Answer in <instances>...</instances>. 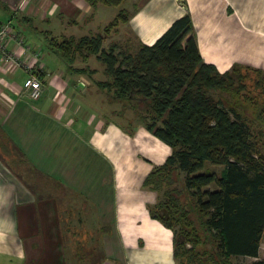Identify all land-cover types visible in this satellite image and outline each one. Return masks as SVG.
Listing matches in <instances>:
<instances>
[{
    "label": "crops",
    "instance_id": "crops-1",
    "mask_svg": "<svg viewBox=\"0 0 264 264\" xmlns=\"http://www.w3.org/2000/svg\"><path fill=\"white\" fill-rule=\"evenodd\" d=\"M120 11L129 20L106 37V49L152 46L189 15L205 63L264 73V0H0V23L15 31L8 48L38 56L44 88L37 101L23 96L27 74L0 55V264H179L175 232L151 215L161 195L145 184L173 148L137 112L123 122L101 114L106 98L120 102L98 86L107 80L96 78L103 63L92 55L72 64L50 42L103 33ZM25 25L50 50L30 44ZM263 239L259 257L248 258L264 261Z\"/></svg>",
    "mask_w": 264,
    "mask_h": 264
},
{
    "label": "trees",
    "instance_id": "trees-1",
    "mask_svg": "<svg viewBox=\"0 0 264 264\" xmlns=\"http://www.w3.org/2000/svg\"><path fill=\"white\" fill-rule=\"evenodd\" d=\"M86 1L93 7H117L125 0ZM128 20L129 14L120 11L103 33L51 39L52 49L72 64L78 56H96L107 77L98 86L112 92L115 100L133 103L147 128L173 148L145 184L162 193L176 184L174 174L183 175L181 188L166 189L151 210L152 217L172 231L179 226L182 241L175 239L176 257L185 255L192 264L195 260V264H204L197 251L201 243L198 228L191 210L181 201L187 195L194 202L204 243L212 245L205 251L210 264H231L230 258L238 256L258 258L264 238L263 147L250 119L233 104L217 100L215 93L235 95L233 74L239 69L257 72L264 85L263 71L234 65L220 73L205 63L189 15L175 21L152 46L142 45L136 53H118L113 45L106 49V37ZM255 117L264 119V103L257 105ZM211 167H223L222 173ZM186 241L192 242V249H185Z\"/></svg>",
    "mask_w": 264,
    "mask_h": 264
},
{
    "label": "rangeland",
    "instance_id": "rangeland-1",
    "mask_svg": "<svg viewBox=\"0 0 264 264\" xmlns=\"http://www.w3.org/2000/svg\"><path fill=\"white\" fill-rule=\"evenodd\" d=\"M25 26L26 27H24L23 32L25 36L28 37V40H29L28 42H30V44H34V42H37L39 43L40 46H42L43 52L50 50L48 47H46L48 46V42L46 41V38L43 35H39V34H37L36 36L31 35L35 31L34 27H32L31 25H25ZM123 52L136 53L137 51H136V48H133L129 51L124 50ZM95 66H97V68H100L102 67V64L96 63ZM104 75L105 74L101 70H99V72L96 74V78L98 80H103V79L105 80L106 78ZM233 78L235 81L234 89H236L235 91H237L236 92L237 95L227 94V93L218 91L215 93V98L217 100H223V101H227L233 104L240 113H243V116L248 117L250 119L249 121L252 122V129L253 131H255V134L257 135L256 137H258L263 147V151H264V119L257 120L255 117L257 105L259 104L262 105V103H264V85L260 83V81L263 78L257 72H254L253 70H249V69H239L235 74H233ZM91 89L93 90V87ZM77 90H82V89H77ZM103 101H104V104L103 105L98 104V106L102 108L103 107L107 108V110L100 111V113L105 116H108V119L112 121L123 122L122 119H125L129 116L134 115L135 112L137 113L140 112V110L136 109L133 103H131L130 101L124 100L120 102H114L112 98H106ZM116 113H119V114L116 115ZM232 117L233 119H235L233 115ZM211 169L215 170L218 174H221L223 167H211ZM174 179L176 180V184L164 188V191L166 189H173L174 187L181 188L183 175L174 174ZM164 191L160 193L162 196L164 194ZM181 201L183 204L187 206V208L191 210V217L193 218V221H195V224L198 228L197 232L199 233L198 235L201 239L200 246L197 248V251L199 252V259H201V261H203L204 264H210L208 260L209 257L208 255H205V251L211 249L212 245L210 243H207V244L204 243L206 238L199 227L200 221H198L196 214H194L195 211L192 209L194 202L187 195L181 196ZM179 234H180V228L178 226L175 228V236H176L177 242L182 241V237H180ZM184 245H185L186 250H190L193 248V244L190 241H186ZM217 261L219 260L217 259ZM257 261H260V259L253 260L248 257L230 258L231 264H255ZM178 262L179 264H192L190 263V259L188 258V256H185V255H182V257H178ZM195 263H196V260H195ZM211 264H214V263H211Z\"/></svg>",
    "mask_w": 264,
    "mask_h": 264
},
{
    "label": "built area",
    "instance_id": "built-area-1",
    "mask_svg": "<svg viewBox=\"0 0 264 264\" xmlns=\"http://www.w3.org/2000/svg\"><path fill=\"white\" fill-rule=\"evenodd\" d=\"M15 38L14 27L11 22L0 23V55L3 56L4 64L12 70H22L27 74V78L23 83L21 94L30 100L37 101L44 94V88L41 79L36 70L34 61H37L35 57L34 61L26 60L15 51H11L8 48V41ZM43 69L39 67L37 71Z\"/></svg>",
    "mask_w": 264,
    "mask_h": 264
},
{
    "label": "water",
    "instance_id": "water-1",
    "mask_svg": "<svg viewBox=\"0 0 264 264\" xmlns=\"http://www.w3.org/2000/svg\"><path fill=\"white\" fill-rule=\"evenodd\" d=\"M80 85H83L82 83Z\"/></svg>",
    "mask_w": 264,
    "mask_h": 264
}]
</instances>
